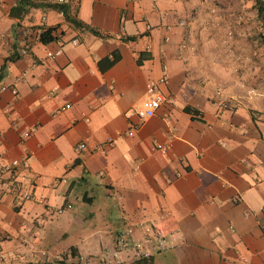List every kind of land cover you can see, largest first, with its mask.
Returning a JSON list of instances; mask_svg holds the SVG:
<instances>
[{
	"label": "crops",
	"instance_id": "0c3cea01",
	"mask_svg": "<svg viewBox=\"0 0 264 264\" xmlns=\"http://www.w3.org/2000/svg\"><path fill=\"white\" fill-rule=\"evenodd\" d=\"M18 1L0 0V168L28 165L0 185V264H102L138 222L171 242L152 264H264V27L249 37L252 0H71L78 29L50 8L11 17ZM48 28L64 42L54 59L56 43L39 41ZM163 71L175 103L140 121L130 111ZM97 214L106 231L77 234Z\"/></svg>",
	"mask_w": 264,
	"mask_h": 264
},
{
	"label": "built area",
	"instance_id": "2783aa9c",
	"mask_svg": "<svg viewBox=\"0 0 264 264\" xmlns=\"http://www.w3.org/2000/svg\"><path fill=\"white\" fill-rule=\"evenodd\" d=\"M71 0H59L63 5H69ZM137 1V0H131ZM61 16L62 13H59ZM56 49L47 51L46 56L54 59L63 52L64 42L62 40L54 41ZM71 45H77L78 40L73 38L70 41ZM24 50L22 54H24ZM167 85V76L163 71L160 78L151 81L147 84L145 91V99L135 108L131 109V115H134L140 121H144L153 117L162 107L174 105V98L162 91ZM232 100V99H231ZM230 99L219 101L218 106L224 109H231ZM65 106L61 110L67 109ZM132 130L128 132L131 136ZM85 149V145L80 143L76 145L75 151L79 152ZM154 151L166 154L168 147L165 145H155ZM28 161H12L9 165L0 168V185L3 184L4 175L13 173L17 168H26ZM22 198H28L29 195L22 194ZM264 213V205L262 206ZM172 245L163 231L154 223L138 222L124 226L114 237L113 244L110 248H106L100 255L102 264H124L132 260L149 259L153 256L171 249ZM64 258L57 256L44 264H62ZM75 264H79L76 262Z\"/></svg>",
	"mask_w": 264,
	"mask_h": 264
},
{
	"label": "trees",
	"instance_id": "16d2710c",
	"mask_svg": "<svg viewBox=\"0 0 264 264\" xmlns=\"http://www.w3.org/2000/svg\"><path fill=\"white\" fill-rule=\"evenodd\" d=\"M30 7H44L50 8L58 13H62L64 20L67 22L69 26L73 29H78L83 27L82 23L72 18L70 15V9L67 5H63L59 2L55 3H47V2H33L32 0H19L17 5L13 7L9 15L14 18H20L26 11L27 8ZM251 10L255 12V21L259 24L260 28L264 27V1L263 0H252ZM90 31L94 35H98L99 33L93 29ZM53 29H41L39 33V41L42 44H49L57 40L52 34ZM263 38V37H261ZM138 64H141L140 58L137 60ZM124 264H152V258L149 259H141V260H132L128 263Z\"/></svg>",
	"mask_w": 264,
	"mask_h": 264
},
{
	"label": "rangeland",
	"instance_id": "374dc122",
	"mask_svg": "<svg viewBox=\"0 0 264 264\" xmlns=\"http://www.w3.org/2000/svg\"><path fill=\"white\" fill-rule=\"evenodd\" d=\"M242 22H243V20H242L241 18H238V19L236 20V22H234V24L237 25V26H239V25L242 24ZM244 22H247L248 25H250V24L253 25V28H249L250 32H249V30H248V33H251L249 37H250V38L254 37L255 40H256V39H259V38L261 39L262 36H261V34H260V30H258L260 26H259V24L255 21V17H250V18L247 19V20L244 19ZM237 23H238V24H237ZM252 30L255 31L254 34L252 33ZM226 100H228V99H226ZM226 100H225V101H226ZM230 100H231V99H230ZM96 212H98V211H96ZM91 230H99L100 233H103L104 231H106V226H105L104 220L102 219V217H101L99 214H97V217H96L93 221L84 224V225L80 228V231L77 230V234H79V233H80V234H84V233L89 232V231H91ZM76 236H77V235H76ZM76 236H75L74 234H72L71 237H70V239L72 240V239H74Z\"/></svg>",
	"mask_w": 264,
	"mask_h": 264
}]
</instances>
